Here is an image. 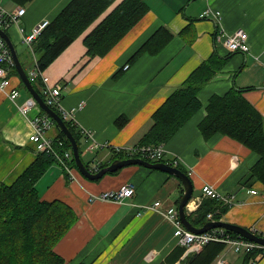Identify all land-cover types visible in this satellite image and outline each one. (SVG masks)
I'll list each match as a JSON object with an SVG mask.
<instances>
[{
  "label": "crops",
  "instance_id": "obj_1",
  "mask_svg": "<svg viewBox=\"0 0 264 264\" xmlns=\"http://www.w3.org/2000/svg\"><path fill=\"white\" fill-rule=\"evenodd\" d=\"M67 1L32 0L23 5L25 11L18 23L11 25L17 27L21 37L40 20L51 19ZM118 1L43 70L51 82L60 83V103L64 109L83 102V107L74 115L80 125L94 132L97 141L109 146L136 144L150 126L153 111L213 52L225 57L226 62L200 90L203 105L210 95L222 94L234 85L243 90L244 97L264 118V0H144L148 11L113 48L103 56L89 57L84 37ZM18 6L21 4H14L12 0H0V7L6 11ZM161 26L173 33L171 40L157 53L144 52L129 60ZM222 29L246 31L248 51H229L217 38ZM126 63L128 67L124 68ZM11 80L19 89L17 102L30 96L28 91L23 93L17 76L12 75ZM40 112L39 108L32 107L27 113H21L0 90V183H12L37 157L36 145L29 141L28 135L32 130L31 119ZM205 114L203 106L165 142L167 156L177 155L182 170L190 169L188 174L193 184L190 201L202 198L205 183L222 195L234 194L220 219L264 235V198L260 194L264 181L250 176L259 155L221 133L204 138L199 122ZM120 115H125L127 120L118 127L114 120ZM48 135L52 138L58 135L56 125L48 130ZM79 142L83 159L88 154L82 151L81 136ZM112 156L113 151L105 146L83 161L95 157L103 164ZM127 182L134 184L135 192L121 202L86 200L89 195L116 190ZM36 188L42 199L63 200L77 212V221L66 236L82 237L79 244L87 257L82 261L96 257L100 264H168L165 257L179 245L171 223L159 212L144 208L157 200L164 208L177 206L183 185L165 171L127 165L92 180L79 176L73 169L68 174L54 162L36 181ZM253 188L258 193H251ZM186 213L190 212L186 210ZM84 239L91 241L92 246ZM62 250L74 253L78 245L72 239V244L62 245ZM56 251L64 257L60 250ZM184 252L172 264H184ZM227 253L231 254L226 256ZM219 255L228 264H241L244 258L243 253L228 246ZM64 259L66 264L78 263ZM256 264H264V256Z\"/></svg>",
  "mask_w": 264,
  "mask_h": 264
},
{
  "label": "trees",
  "instance_id": "obj_2",
  "mask_svg": "<svg viewBox=\"0 0 264 264\" xmlns=\"http://www.w3.org/2000/svg\"><path fill=\"white\" fill-rule=\"evenodd\" d=\"M30 1L32 0H12L14 4L21 5ZM115 1L68 0L32 41L29 51L38 74L31 76L26 72L42 97H44L43 83L39 72L46 69ZM147 11L148 5L144 0H119L84 37L86 54L89 57L107 54ZM172 37L173 33L166 27L157 28L134 51L129 60L144 52L157 53ZM225 62L226 58L217 52L211 53L202 60L153 111L150 126L137 144L167 142L204 106L206 114L199 122V129L204 138L221 133L254 151L259 156L250 169V176L264 181L262 114L244 97L243 90L234 85L222 94L210 95L205 105L199 98L202 87L223 68ZM22 65L25 68L23 62ZM12 73L17 75L15 67L12 68ZM19 83L26 89L20 79ZM126 120L125 115H120L114 122L119 127ZM65 123L79 142V131H76L70 122L65 121ZM56 127L58 128L56 138L62 139L64 147L69 148L67 137L58 126ZM125 157L127 155L123 153H113L109 162ZM54 162L58 163L53 154L38 152L34 161L12 183H0V264H66L64 257L56 251L55 245L76 223L78 215L73 207L63 200L42 199L36 188V181ZM71 163L76 166L74 159ZM227 209L228 206L224 205L222 200L203 196L196 210L186 216L194 226L201 227L208 220L209 212L212 213L213 218L218 219ZM230 233L238 236L234 232ZM225 247L226 244L222 241L210 240L199 251L186 252L185 247L177 245L168 253L166 261L172 264L185 250V258L182 260L184 264H210ZM257 250L259 249L245 254L242 264H252L250 260ZM76 264H91V262L81 261Z\"/></svg>",
  "mask_w": 264,
  "mask_h": 264
},
{
  "label": "built area",
  "instance_id": "obj_3",
  "mask_svg": "<svg viewBox=\"0 0 264 264\" xmlns=\"http://www.w3.org/2000/svg\"><path fill=\"white\" fill-rule=\"evenodd\" d=\"M24 6H18L13 11H6L0 7V27L7 29L12 23L17 24L18 19L24 13ZM208 14V11H205ZM219 17V12L215 13ZM50 23L49 19H42L36 25H34L31 31L27 34H22V41L27 44L30 48L32 41L38 36V34ZM21 30V29H20ZM219 41L225 45L229 51H248V35L246 31L237 29L233 32H225L223 29L217 36ZM14 66V62L5 40L0 36V90H2L9 99L15 101L19 96V90L16 85H12L10 71ZM126 64L124 68H127ZM32 76L38 74L36 70L30 72ZM40 78L43 82L42 91L44 94L45 102L52 108L59 111L61 118L64 121H69L72 125L76 124L75 112L83 107V102L78 103L75 107L66 110L60 103L61 98V85L59 82L53 83L50 81L47 75L43 71L39 72ZM32 107H37L35 100L32 97H28L24 100L21 105L20 112L27 113ZM32 130L28 135L29 141H32L36 145L37 151L48 152L53 154L57 159L58 163L71 174V165L67 163L70 158V153L66 149L59 148L63 145V140L59 138H52L48 135V130L54 125L53 119L47 113H38L31 119ZM80 130L79 133L83 140L84 152H93V150L101 147L108 146L112 151L121 152L127 156H137L147 160H160L165 157L166 149L163 144H148V145H137V146H109L107 143L102 144L94 137V132L88 128H84L76 125ZM172 166H180L179 158L177 155H172L167 161ZM99 168L98 164H92L89 170L94 172ZM190 169H188V172ZM135 192V186L131 182H127L121 185L116 190H109L100 193L97 196H90V200L103 199L113 200L121 202L125 198L132 197ZM251 193H256V189H250ZM264 198V190L261 193ZM202 195L205 197L217 198L224 201V204L229 205L233 201V195H222L218 193L211 185L205 183L202 186ZM200 198H196L191 202L187 203V210L193 211L199 204ZM147 210H154L159 212L167 221L173 226V235L175 236L177 243L184 246L186 252H197L202 246L210 240L222 241L228 247L233 249L235 252H241L243 254L248 253L251 250L259 249L258 252L253 256L251 263L256 264V261L264 256V245L250 241L241 236H233L230 232L223 228H212L201 233H195L190 231L182 223L176 206L162 207L160 201H154L151 204L144 205ZM207 216L211 218L212 213H208ZM210 264H228L227 260L223 255L217 256Z\"/></svg>",
  "mask_w": 264,
  "mask_h": 264
},
{
  "label": "water",
  "instance_id": "obj_4",
  "mask_svg": "<svg viewBox=\"0 0 264 264\" xmlns=\"http://www.w3.org/2000/svg\"><path fill=\"white\" fill-rule=\"evenodd\" d=\"M0 36L5 40L7 46L9 47V50H10V53H11V56L14 62V67L16 68V71H17L18 78L22 81L25 88L29 92L30 96L35 100L39 108L43 110L44 112H46L51 118L55 120V123L57 124V126L61 129V131L67 137V139L69 140L71 144V149H72L75 165L77 166L79 171L84 176L92 180L98 179L102 177L106 172H113V171H116L130 164H140L148 168H154V169L165 171L169 174L176 176L183 185V194L177 203V210H178V214H179L181 221L183 222L185 227L188 228L190 231L195 232V233H201L211 228L221 227L231 232H234L250 241L257 242L259 244L264 245V237L262 235H259L246 227L233 224V223H229V222H226L220 219L208 220L201 227L194 226L187 219L186 211H185V205L193 193L192 180L189 177V175L179 167L169 165L162 161L152 162V161L143 159L141 157H125V158H116L112 160L111 162H109L107 165L99 168L96 172H90L81 158L79 145H78V142L75 136L70 131L66 123L59 116V114L52 107L47 105L44 98L34 88L31 78L29 77L28 73L26 72L25 68L22 65V62L20 61V58L16 51V47H15L13 40L11 39L7 31L2 29L1 27H0Z\"/></svg>",
  "mask_w": 264,
  "mask_h": 264
},
{
  "label": "rangeland",
  "instance_id": "obj_5",
  "mask_svg": "<svg viewBox=\"0 0 264 264\" xmlns=\"http://www.w3.org/2000/svg\"><path fill=\"white\" fill-rule=\"evenodd\" d=\"M7 33L10 35L11 39L13 40L14 44H15V47H16V51L17 53H19L20 55V58H21V61L24 63V66L26 68V71L27 72H30V68H33L34 67V64L32 62V55L29 51V48L27 47V45L22 41L21 37H20V34L17 30V27L15 25H11L10 27L7 28ZM222 31V30H221ZM12 75L16 76L15 74L12 73ZM18 76V75H17ZM22 85L20 84V88L22 89L23 93L27 94V91L26 89L23 88V86L21 87ZM10 102H13L14 105H16V107L18 108V110L20 111V108H21V105L24 103V100L22 102H17V99L15 101H12L10 99ZM76 118V117H75ZM81 126V127H84L82 125L79 124L78 120L76 119V124H73V127L76 131H80L77 126ZM86 128V127H84ZM95 137V136H94ZM69 141V140H68ZM70 143V142H69ZM102 144H105V143H102ZM158 144H165V143H158ZM137 145H140V144H133V145H130V146H137ZM142 145H148V144H142ZM157 145V144H155ZM102 147H105L104 146H101L99 148H102ZM112 147H115V146H112ZM97 148V149H99ZM61 149H66L69 151L70 153V158L67 160V163L68 164H71V160L74 159L73 157V153H72V149H71V144H70V147L69 148H66L64 147V142H63V145L59 148V151ZM97 149L93 150V152H95ZM112 151V149H111ZM93 152H87L86 154L88 155H84L83 156V159L84 160H87L90 158V156L93 155ZM122 154L121 152H115V154ZM168 153L166 152L165 154V157L163 159H160V160H157V161H162V162H165L167 161L171 156H167ZM131 157H137V156H131ZM112 158V157H111ZM149 161H152L154 162V160H149ZM85 165H92V164H98V165H105V163H100L99 161H96V158L93 157L90 161H87L85 162ZM166 163V162H165ZM60 164V163H58ZM168 164V163H167ZM130 165H140V164H130ZM180 168V167H179ZM64 169V168H63ZM72 169H73V172L78 174L79 176H84L78 168H76L75 166L72 165ZM65 170V169H64ZM89 170V169H88ZM66 171V170H65ZM67 172V171H66ZM91 172V171H90ZM109 173V172H107ZM86 177V176H84ZM90 196V195H89ZM89 196H88V199H86L87 201L89 200ZM84 201V200H83ZM75 206V205H74ZM75 207H78V206H75ZM77 213V212H76ZM71 231V228L60 238V240L56 243L55 245V248L57 250H60V252L64 255V257L66 259L69 260V262H73V263H76V262H79V261H82V260H85L87 257L86 255H83V251L81 249V246L79 244V239L82 238V237H67L66 235ZM89 236H86L85 238H88ZM93 237V236H92ZM78 239L75 240V239ZM95 238V236H94ZM72 239L74 241H76V244L78 245V250L77 252H72L70 251L69 253H64V251L62 250V245H71L72 244ZM61 241V242H60ZM85 243L88 245V246H92V242L91 241H88L86 239H84ZM228 249L225 250V253ZM231 253H227L226 256H229ZM102 259V257H101ZM84 262H91V264H100V262L98 261V259L95 257L94 259L90 260V261H84Z\"/></svg>",
  "mask_w": 264,
  "mask_h": 264
},
{
  "label": "bare ground",
  "instance_id": "obj_6",
  "mask_svg": "<svg viewBox=\"0 0 264 264\" xmlns=\"http://www.w3.org/2000/svg\"><path fill=\"white\" fill-rule=\"evenodd\" d=\"M234 51V50H233ZM128 65V64H127ZM22 87V86H21ZM11 183V182H10ZM210 185V184H209ZM212 186V185H211ZM213 187V186H212ZM214 188V187H213ZM253 189H256L257 190V192L256 193H258V189L257 188H253ZM262 191L264 190V185H263V187L262 188H260ZM183 194V193H182ZM261 194V193H260ZM192 195H193V193H192ZM201 195H202V193H201ZM225 195H233L234 196V194H225ZM202 197H203V195H202ZM191 198H192V196L190 197V199L188 200V202L187 203H189V202H191L190 200H191ZM198 198H200V197H198ZM202 199V198H201ZM201 199H200V201H201ZM200 201H199V203H200ZM223 203H224V201H222ZM187 203H186V205H185V207H187ZM196 209V208H195ZM183 223V222H182ZM262 235V234H261ZM263 237H264V235H262ZM209 242V241H208ZM254 252V250H251L250 251V253H253ZM257 252H258V250H257ZM246 255H247V253H246ZM245 255V256H246ZM244 256V257H245ZM166 258V257H165ZM242 264V263H241Z\"/></svg>",
  "mask_w": 264,
  "mask_h": 264
}]
</instances>
